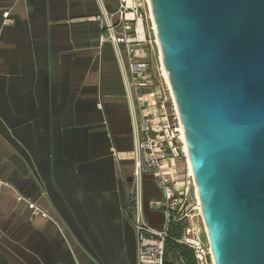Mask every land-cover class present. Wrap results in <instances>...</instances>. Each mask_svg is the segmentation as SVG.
<instances>
[{"label":"crops","instance_id":"1","mask_svg":"<svg viewBox=\"0 0 264 264\" xmlns=\"http://www.w3.org/2000/svg\"><path fill=\"white\" fill-rule=\"evenodd\" d=\"M120 5L0 0V264H138L126 211L138 106L125 48L102 42L95 18ZM142 196L166 228L154 175Z\"/></svg>","mask_w":264,"mask_h":264},{"label":"water","instance_id":"2","mask_svg":"<svg viewBox=\"0 0 264 264\" xmlns=\"http://www.w3.org/2000/svg\"><path fill=\"white\" fill-rule=\"evenodd\" d=\"M216 264H264V0H150Z\"/></svg>","mask_w":264,"mask_h":264},{"label":"built area","instance_id":"3","mask_svg":"<svg viewBox=\"0 0 264 264\" xmlns=\"http://www.w3.org/2000/svg\"><path fill=\"white\" fill-rule=\"evenodd\" d=\"M119 1L117 13L104 12L95 18L104 30L100 40H109L125 48L128 61L125 76L138 106L135 147L131 153L134 169L126 209L136 231L138 264H164L168 230L170 223L176 222L184 225L178 240L193 249L196 264H216L207 225L199 208L196 179L190 170L186 134L174 91L162 75L161 67L165 84L154 83L147 47L140 46L148 41L144 28L147 15L142 12L139 0ZM145 174L154 175L164 190V199L155 201L167 210L168 226L164 229L154 228L145 217L142 196ZM31 205L35 211L39 209L35 204Z\"/></svg>","mask_w":264,"mask_h":264},{"label":"trees","instance_id":"4","mask_svg":"<svg viewBox=\"0 0 264 264\" xmlns=\"http://www.w3.org/2000/svg\"><path fill=\"white\" fill-rule=\"evenodd\" d=\"M183 228L181 222L170 223L164 264H196L192 248L178 240L182 236Z\"/></svg>","mask_w":264,"mask_h":264},{"label":"rangeland","instance_id":"5","mask_svg":"<svg viewBox=\"0 0 264 264\" xmlns=\"http://www.w3.org/2000/svg\"><path fill=\"white\" fill-rule=\"evenodd\" d=\"M139 2L141 3L142 12H145L147 15L144 19V28L146 30L147 38H148L147 43L142 44L140 46L147 47L148 60H150V62L152 64L153 72L155 75V82L154 83L162 85V84H165V80H164L163 76L160 74V70H159V68L161 67V65H160L161 60L159 59V57H160L159 46L156 43V41H157L156 30H154L152 28V20L153 19H151L152 18L151 12H150L151 17L149 15L150 6H148L147 0H139ZM153 27H154V25H153ZM128 89H129V86H128Z\"/></svg>","mask_w":264,"mask_h":264},{"label":"bare ground","instance_id":"6","mask_svg":"<svg viewBox=\"0 0 264 264\" xmlns=\"http://www.w3.org/2000/svg\"><path fill=\"white\" fill-rule=\"evenodd\" d=\"M147 3H148V5L150 6L149 9H150V12H151V15H152L151 2H150V0H147ZM128 16H129L130 18H133V16H132L131 14H128ZM152 19L154 20V16H153V15H152ZM153 25H154V24H153ZM153 29L155 30V26L153 27ZM156 42H157V44H158V39H157ZM159 55H160L159 59L161 60L160 65H161L162 75L164 76L165 80L170 84V79H169V76L167 75V72H166V70H165L164 61L162 60V56H161V52H160V48H159ZM170 85H171V84H170ZM186 149H187V154H188V156H189L190 170H191V173H192V175H193V168H192V164H191V162H190V154H189V149L187 148V146H186ZM196 194H197V190H196ZM197 198H198L199 208L201 209V211H202V213H203V209H202V207H201V203H200V197H199V194H197Z\"/></svg>","mask_w":264,"mask_h":264},{"label":"flooded vegetation","instance_id":"7","mask_svg":"<svg viewBox=\"0 0 264 264\" xmlns=\"http://www.w3.org/2000/svg\"><path fill=\"white\" fill-rule=\"evenodd\" d=\"M129 202H130V198H129Z\"/></svg>","mask_w":264,"mask_h":264}]
</instances>
